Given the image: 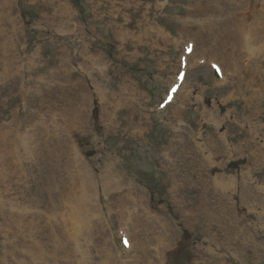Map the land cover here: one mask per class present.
Returning <instances> with one entry per match:
<instances>
[{
  "label": "rangeland",
  "instance_id": "obj_1",
  "mask_svg": "<svg viewBox=\"0 0 264 264\" xmlns=\"http://www.w3.org/2000/svg\"><path fill=\"white\" fill-rule=\"evenodd\" d=\"M237 1L239 19L245 21L250 15L253 22L254 11L246 7L247 0ZM198 3L0 0V264H20L19 256L25 264H76L79 257L82 264H104V255L120 264L122 212L130 210L139 195L140 202H148L152 216L166 218L177 232V246L166 254L167 264H195L206 247L211 251L209 264H264V217L256 221L261 208L255 204L256 209H250L239 196V187L254 191L263 181L253 176L242 187L238 183L244 176L227 169L241 153L258 160L260 138L248 128L237 127L240 121L227 102L239 103L227 100V83L219 85L208 65L196 63L195 58L183 90L172 104L159 107L175 83L178 59L187 44L177 36L185 23L193 21L186 12H195ZM195 32L182 35L195 40ZM195 42L198 48L203 39ZM124 82L134 93L131 88L121 90ZM205 99L217 100L225 113L214 102L208 108ZM178 110L180 119H176ZM230 133L237 137L231 139ZM176 139L185 142L192 157L211 156L207 176L212 181L236 182L234 192L223 191L232 218L229 222L227 216L215 218L213 227L212 220L206 243L185 227L183 213L179 217L172 206L180 212L186 204L171 202L170 188L163 185L164 169L158 159H172L163 147ZM174 155L175 160L189 162L188 152ZM249 168L247 162L244 172ZM216 170L221 173L213 174ZM204 191L183 188L172 197L188 201L183 193L191 196L189 209L196 215L203 203L213 202L210 194L201 196ZM131 193L137 199L128 197ZM85 207L91 211L89 216L83 213ZM183 221L186 225L192 221L191 229L206 236L204 217ZM156 222L148 226L152 238L144 237L154 251L161 250ZM137 230L143 235L140 226L133 229L136 235ZM247 230L260 238L257 255L238 241ZM35 248L40 255L34 257ZM132 257L130 264H148L137 252Z\"/></svg>",
  "mask_w": 264,
  "mask_h": 264
},
{
  "label": "bare ground",
  "instance_id": "obj_2",
  "mask_svg": "<svg viewBox=\"0 0 264 264\" xmlns=\"http://www.w3.org/2000/svg\"><path fill=\"white\" fill-rule=\"evenodd\" d=\"M196 4L197 8L195 12H187V16L191 19L195 18L194 21L185 23V27H183L182 32H192L196 30L194 39L199 40L203 39V43H199L198 48L194 45L191 55L189 56L188 62L193 61L195 57L201 58L204 60L205 63H214V61H219L222 65L221 67V75L222 81L227 80V74L225 71L230 70L234 73V76L231 77L229 84L234 88L235 93L240 95V100L245 104V109L243 110L242 115L246 116L247 118H256L260 123L264 121V110L261 109L260 105L258 104V94L253 93L250 97L246 95V87L255 84L257 82V71L249 70L244 77H242L239 72L241 71L240 67V56L233 53V48H243L244 55L246 60L252 59L255 54H264V45H263V34L264 28L260 30L256 29L253 25H248L247 19L242 21L239 19V11H241V7L239 5L240 2L237 0H202ZM67 4V3H65ZM246 7L250 6L251 1H247ZM259 5L262 9L259 11L260 17L264 22V0H259ZM251 10H254L252 6H250ZM70 10L66 13L68 14ZM230 11V15L227 16V12ZM235 12V13H234ZM193 17V18H192ZM224 18V19H222ZM14 21V20H13ZM15 27V25H14ZM124 35V34H123ZM123 37V36H122ZM194 42V41H193ZM196 43V42H195ZM202 46L201 48H199ZM230 47H233L230 49ZM201 49V50H200ZM257 52V53H255ZM220 65V66H221ZM247 67V66H246ZM231 75V74H230ZM187 77V76H186ZM186 80V79H185ZM184 83L181 85L180 90H183ZM236 83V84H235ZM125 91V90H124ZM104 98L107 99L109 96L104 92ZM104 115L110 116V114H106L104 111ZM180 113H177L176 116H179ZM256 130H251L250 132H255ZM257 135V134H256ZM255 136V135H253ZM252 136V137H253ZM169 150L171 152H179L180 154H188L192 157L193 154L187 151L183 144L176 141L173 144L169 145ZM192 159H195V163H188L190 167V175L189 178L184 179V183L182 186L176 184V180L179 178V175L182 173L181 171H175L174 175L169 177L167 183L172 187L171 191L168 195H179L183 188L195 189L197 193L200 191H204L201 193V196L206 197L210 194L211 203H203L198 212V214L193 215V209H189V213H183L181 219H196L199 220L204 217L205 221V231L206 236H209V227L211 221L217 217V214L220 213L222 217L221 219H225V215L228 214L229 218H232V213L225 208L226 200L224 198L223 191L233 190L236 187V182L233 180H215L212 181L207 176V168L211 166V159L209 157H200L197 154L194 155ZM176 160H174L175 162ZM170 170L169 167H166V172ZM241 178L239 186L244 187L248 183L249 174L245 173ZM82 179V178H81ZM244 181V182H242ZM85 182V181H84ZM204 188V189H203ZM240 189V199L243 204H246L250 209L255 210L257 204L262 209V215H264V195L263 193L258 190H250L248 186H246L243 191ZM65 192V190H64ZM208 192V193H207ZM234 192V190L232 191ZM171 202L177 204L171 198ZM71 205V204H69ZM91 206H97L95 203L90 202ZM88 203H85V206H90ZM140 207L143 206V203L140 202L138 204ZM197 205V204H196ZM213 207L209 209L208 206ZM198 206V205H197ZM79 207V206H74ZM218 207L225 208L218 211ZM86 208V207H85ZM174 211L176 213L179 212V208L173 206ZM203 208L207 210V212L203 211ZM146 209V207L144 208ZM92 210V209H91ZM85 209H83V212ZM88 211V210H87ZM147 211V210H145ZM148 212V211H147ZM231 213V214H230ZM181 214H179V217ZM151 217V215H150ZM152 218V217H151ZM145 223L138 222L139 226L142 228V232L145 234L150 231L148 226H155V221L153 219H148ZM158 220V225L160 226L161 232H159L156 236L161 235L159 239V244L161 250H157V253L160 258L154 259L150 255L152 254L149 251V242L142 236V241H139V236H136L138 242L136 243L131 242V248L136 249L137 253H139V258L142 259L143 262H147L148 264H153V260L155 264H165V252L172 249L176 245L175 236L173 234L172 225L166 219H160L156 217ZM230 220V219H229ZM139 221H141L139 219ZM163 221V222H162ZM149 228V229H148ZM153 228V227H152ZM155 229V228H153ZM152 229V230H153ZM249 232L245 231L244 236L248 235ZM133 238V236H132ZM41 251H43L41 249ZM111 252L112 250L109 249ZM153 254V255H156ZM208 255V252L205 253ZM34 256V255H33ZM81 256V254H80ZM152 258V259H151ZM113 256L111 255H104L103 262L104 264H113ZM19 262V261H18ZM20 263V262H19ZM76 264H82L81 257ZM198 264H207V257H204L201 263Z\"/></svg>",
  "mask_w": 264,
  "mask_h": 264
}]
</instances>
